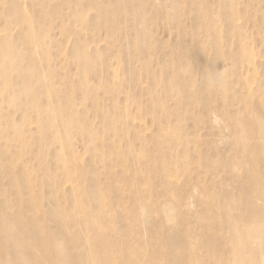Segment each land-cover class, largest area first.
I'll return each instance as SVG.
<instances>
[{"label": "rangeland", "instance_id": "obj_1", "mask_svg": "<svg viewBox=\"0 0 264 264\" xmlns=\"http://www.w3.org/2000/svg\"><path fill=\"white\" fill-rule=\"evenodd\" d=\"M2 39L0 225L47 246L0 264H264V0H0Z\"/></svg>", "mask_w": 264, "mask_h": 264}, {"label": "bare ground", "instance_id": "obj_2", "mask_svg": "<svg viewBox=\"0 0 264 264\" xmlns=\"http://www.w3.org/2000/svg\"><path fill=\"white\" fill-rule=\"evenodd\" d=\"M32 3H34V0H31ZM13 7H15L16 9H11L12 13H13V17L16 19H23L26 17V11L22 9L21 4L19 2H15L11 4ZM43 34L42 35H38V38L33 39L34 44H38L42 42L43 39ZM7 40L2 39V41L0 42V50L2 49V52H0V55L2 57H5L6 59L4 60L3 63H0V76H3L4 81L7 82L8 84H10V86L12 85V89H13V93H15L17 95V99L19 102H22L23 98H28V97H32L34 98V96L32 95L33 92V88L28 84V82L26 81L27 79H25L26 76H29L23 73L24 70V63L25 58L22 54V50L21 49H13L11 47L8 48H4L3 44L4 42H6ZM40 56H38V59ZM14 60L13 63H11L9 60ZM27 66L29 68V70H32L34 72L33 67L30 65L29 62H26ZM32 63V62H31ZM11 64H14L18 67L19 72L17 74H13V71L10 70V66ZM35 64H37L35 62ZM23 65V66H22ZM38 79H40V76L38 75ZM34 100V99H32ZM261 133L262 135H264V131L261 129ZM247 147V146H246ZM248 149V147H247ZM69 199H72V195H68ZM73 203V202H72ZM74 205V203L72 204ZM53 214L58 216L57 210H53L52 211ZM5 214H2L1 217H5ZM259 220L263 221L264 217H260L258 218ZM22 226L20 224H14L12 228H10V230L8 231V227L4 226L3 224L0 225V230H2L3 232H5L3 239L4 241H6L7 243H9V241L13 240L15 243L18 244V246H16L19 251L22 253V255L25 257V255L29 254V250L33 249V248H38L41 249L46 247L47 244L44 241H40V240H35L32 243H27L23 241V236L26 235V233L28 234L27 230H23V228H21ZM32 234H34V229L31 230ZM17 237V238H16ZM104 238V237H102ZM105 240H107V237L105 238ZM52 243H54V247L52 248V250H50V256L52 259H54V261L57 263L58 261H62L64 264H79V262L74 259V255H72L70 253L69 248H67L65 242L58 238V237H54ZM20 247V248H19ZM44 252L47 254V250L45 249ZM112 253L107 257L110 260ZM0 256H2V258L6 257V255H3L0 253ZM76 258V257H75ZM234 258H235V264H251V258L250 256L247 254L246 258H242L241 254H240V250L238 247L235 248L234 250ZM44 257H41V253L35 254L33 255L31 258L27 259L23 264H44L43 263ZM75 260V261H74ZM111 263L115 264L116 263V259L112 258Z\"/></svg>", "mask_w": 264, "mask_h": 264}]
</instances>
